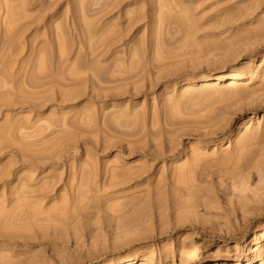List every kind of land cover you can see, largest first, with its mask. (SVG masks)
<instances>
[{
  "label": "rangeland",
  "instance_id": "1",
  "mask_svg": "<svg viewBox=\"0 0 264 264\" xmlns=\"http://www.w3.org/2000/svg\"><path fill=\"white\" fill-rule=\"evenodd\" d=\"M130 256L264 264V0H0V264Z\"/></svg>",
  "mask_w": 264,
  "mask_h": 264
},
{
  "label": "bare ground",
  "instance_id": "2",
  "mask_svg": "<svg viewBox=\"0 0 264 264\" xmlns=\"http://www.w3.org/2000/svg\"><path fill=\"white\" fill-rule=\"evenodd\" d=\"M240 77H241L240 72H231L228 75H223V74H216V75H213V76L212 75H206V76H204L203 79H204V85L205 86L209 84L208 81H210V80H216V81H218V80H223V79H227V78L230 79L228 81H230V84L233 85V84L236 83V81ZM128 260H129L128 264H132L135 261V257L134 256H130V258Z\"/></svg>",
  "mask_w": 264,
  "mask_h": 264
}]
</instances>
